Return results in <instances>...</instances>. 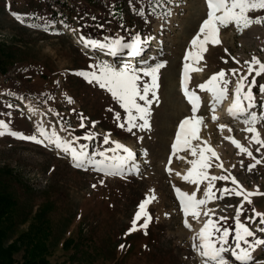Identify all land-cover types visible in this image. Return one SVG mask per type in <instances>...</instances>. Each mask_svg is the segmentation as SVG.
Segmentation results:
<instances>
[{
    "label": "rangeland",
    "instance_id": "1",
    "mask_svg": "<svg viewBox=\"0 0 264 264\" xmlns=\"http://www.w3.org/2000/svg\"><path fill=\"white\" fill-rule=\"evenodd\" d=\"M64 1H47L58 13V20L48 31H44L43 28L28 26L33 23L45 24L44 15L42 12H34L30 0H0V48L14 53V59L20 67H11L2 74L6 78L0 80V87L5 86L0 96L6 97L4 99H8L15 110L10 117L6 115L8 112L3 113V118L0 119L10 121L14 130L25 135L34 134V125L37 122H43L49 131L55 127L65 139L71 137L62 130L61 124L70 125L69 130H74L73 135L76 136H82L88 131L98 133L93 143L101 150L108 147L102 145V139L105 134L110 133L112 140L123 143L136 153L139 173L123 178L106 177L92 170L74 168L70 158L58 153L52 145L45 146L11 136L0 137V181H3V186L18 200L21 210L16 218L17 225L9 233L6 245L19 241L18 237L29 230L40 205L47 200H53L57 211L52 213L54 227L51 234L47 235L49 238L46 256L54 264H203V258L193 249V237L203 227L207 217L201 214L200 220L196 221L189 216L188 221L192 228L186 227L185 217L174 191V186L189 194L195 191L194 185L182 179L191 167L190 164L177 156H184L189 160L193 157L187 151L173 156L170 144L176 135L179 121L184 115L193 116L191 104L179 92V71L184 66L185 53L192 37L207 17L205 0H163V6L157 8L155 14L149 12L148 6L141 4L142 0H106L109 6L104 11L101 10L99 1L97 5H91L87 0H74V5L68 2V6L73 7L72 10L61 6ZM62 7L64 10H61ZM112 7L117 12L112 13ZM141 7L146 9L143 17L137 13V9ZM166 10L171 12V16L164 15ZM13 13L21 15L25 22H19ZM88 14L92 15L90 18L97 20L98 25L129 41L122 32L117 31L126 20V26L130 27L132 33L135 36L140 35L145 41L141 54L125 58L122 56L124 52L110 56L105 54V50L100 52L83 47L77 22ZM249 15L253 18H264V10L250 12ZM219 38L221 43L216 46L209 45L208 51L203 54V60L198 65H193L203 70L189 69L190 89L199 91L202 96V103L195 114L204 118L199 136L220 157V161L213 158L209 173L219 176L230 172L244 189L255 191L258 188L259 192L264 193V163L249 172L247 165L254 161L246 154H240L239 149L225 137L231 136L240 141L257 159L264 160V149L256 151L259 146L249 142L252 134L243 131L247 126L241 120L232 121L223 117L227 114V107L225 111L221 110L222 104L221 107L217 105L215 111L219 119L213 121L212 96L198 88V85L205 83L213 74L224 70L226 78L231 80L228 96H232L238 77H232L229 70L239 68L241 72H246L245 61H251L254 56L264 61V24H253L242 33L234 25H230L228 28H221ZM233 57L240 63L237 64ZM100 60H106L117 68H141L165 63L158 74V101L151 105L149 129H133L130 133L118 127L114 113H121V122L124 118V110L118 101L105 89L99 88L95 83L89 84L75 75L81 70H91L89 65ZM128 60L131 64L126 63ZM224 60L228 62L225 63ZM255 78L257 87L253 92L257 107L252 111L260 114L264 111L260 107L264 102V94L259 92V85H264V75ZM251 79L249 77V81ZM18 89L23 93L19 100L9 96V93ZM66 97H71L73 103H68ZM55 113H59V116ZM81 113L87 118L85 123L88 127L85 129L79 126L78 114ZM93 121L96 122L94 128ZM221 124L233 130L229 132L226 127L221 131L218 127ZM257 128L264 138V122L259 123ZM192 143L195 146L201 141ZM221 161L224 169L216 166ZM168 167L173 170L171 175L167 171ZM177 172L181 175H176ZM101 180L104 181L103 184L100 183ZM94 184L95 188L92 187ZM204 186L201 185L198 198L203 195ZM224 186L235 187L230 181L216 182L217 189ZM153 190L157 199L149 205L153 219L146 230L147 234L140 229L126 235L132 226L137 205ZM219 195L217 192V196ZM251 199V205L244 204L242 221L245 216L252 214V208L264 213V195H256ZM241 201L242 197L225 196L224 199L208 204L207 208L216 210L215 216L229 217L227 223L231 226V218L236 213L234 206ZM248 226L253 231L258 226L264 227L259 225L258 218L256 224ZM79 235L99 239L94 244L101 245L102 249L94 246L90 248L96 260H78L74 256V249L64 248L66 239ZM256 235L264 238V233L257 232ZM229 240L231 243V237ZM121 244L124 245L123 249L120 248ZM25 251L19 245V250L15 252L16 258L23 259ZM254 257L256 264H264V246L256 250ZM231 264L238 262L233 260Z\"/></svg>",
    "mask_w": 264,
    "mask_h": 264
},
{
    "label": "snow or ice",
    "instance_id": "2",
    "mask_svg": "<svg viewBox=\"0 0 264 264\" xmlns=\"http://www.w3.org/2000/svg\"><path fill=\"white\" fill-rule=\"evenodd\" d=\"M144 2V0H142ZM207 5V18L199 25V30L195 33L190 41V46L186 50L184 57V71L182 79V88L185 97L192 105L193 116L185 118L179 124L176 133L175 141L172 145V155L176 156L178 152L187 151L193 159H187L184 156H177L178 159L185 160L190 164V168L186 175L182 176L189 184L195 186V191L191 194L175 188L176 197L179 200L180 208L184 214V224L189 229L192 224L189 223L188 217L191 216L193 220L199 221L201 214L207 217L203 227L193 237V249L196 250L200 257L203 258V264H231L234 260L238 264H256L254 253L258 248L264 246V238L256 235L257 232L264 233V227H257L253 231L248 225L256 224L257 218L259 225H264V213L252 208L251 215L245 216L244 221L241 217L244 216V204L251 205L253 203L252 197L256 195H264L259 192L257 188L255 191H249L243 188V185L237 178L228 173L227 175H210L209 169L213 166L211 161L215 158L220 161L219 154L208 145L207 141L202 140L199 136L200 127L204 123L202 116L198 117L195 114L199 110L202 103L201 97L197 92L188 88L190 81L189 69L192 71H202L203 69L193 67L198 65L203 60V54L208 51V46H216L221 43L219 38L221 28H228L234 25L241 33L244 29L251 27L253 24H264V18H253L249 15L250 12L264 10V0H205ZM148 10L155 14L156 9L163 6V0H146ZM140 16L145 15V8L137 9ZM17 20L24 23V18L16 13H13ZM165 16H171L170 11H165ZM95 19V18H93ZM29 27L43 28L48 31L52 26L51 22L41 24H30ZM67 27V25H65ZM59 34V33H56ZM144 39L140 35L134 36L131 40L125 41L124 37H105L102 41L95 39H88L83 35L80 36V43L85 48L105 50L107 55L117 56L118 54L127 50V55L138 56L142 52V45ZM227 52V49H225ZM235 61V58H232ZM227 63V60H224ZM239 64V61H235ZM247 65L246 72H241L239 68L230 69L232 77H238L236 87L233 93V101L228 108V114L236 120H241L247 127L243 131L251 133L250 143H255L259 147L256 149L260 152L264 149V138L257 128V125L264 122V111L258 114L252 111L257 107L256 96L253 89L257 87L256 78L264 75V61L257 57H253L251 61H245ZM165 66L164 62L155 63L154 65H147L141 68L130 66L117 68L106 60H100L98 63L89 65L91 70H81L75 75L82 77L89 84L95 83L99 88L108 91L111 96L118 101L120 107L124 110L123 122H121V113L115 112L114 119L117 126L121 129H126L132 133L133 129L145 130L150 128V114L151 105L154 101H158L156 95L158 89V74L159 70ZM255 73V76H253ZM226 72L221 70L219 73L213 74L205 83L198 85L202 92H208L212 96L211 111L213 113V121L218 120L215 116L217 105L222 104L228 97V85L231 80L226 78ZM149 78L145 80L144 78ZM249 77L252 79L249 81ZM259 92L264 94V85H259ZM10 95H14L9 93ZM151 97V98H150ZM68 103H73L71 97H66ZM7 107L11 108L12 105ZM264 108V102L260 105ZM33 112L36 109H31ZM51 111V110H50ZM73 111H75L73 109ZM109 111H113L109 109ZM59 116V113H55ZM9 117L11 113H7ZM80 119V128L85 129L88 125L85 123L86 117L83 114H78ZM96 122H92V127H95ZM221 131L227 126L218 125ZM35 131L32 135H25L23 132L14 130L11 127V122H6L0 119V137L11 136L20 140H28L37 144L52 145L58 150V153H63L70 158L72 166L76 169L88 171L92 170L102 173L104 176H120L138 174L139 164L137 162V155L130 148L123 143L112 140L111 134H105L102 139V145H108L102 150L100 147H92L91 142L96 140L98 133L91 131L85 132L82 136L73 135L74 130L70 131V125L65 126L61 124L63 131L68 132L71 139H65L59 135L55 127L49 131L43 122H37L34 125ZM231 132L232 129L228 128ZM143 139L142 137L140 138ZM237 149L240 154H246L254 163L247 165V170L252 172L253 169L264 163V160L257 159L253 152L245 147L234 137H225ZM201 141L198 145H193V141ZM80 141H87L88 143H81ZM147 154L146 152L144 153ZM99 157V159H97ZM171 164V157L169 165ZM217 167L224 169L221 161ZM241 161V167H243ZM233 167H236L233 165ZM167 171L171 175L173 170L168 167ZM227 171V170H225ZM176 175L180 176L179 172ZM217 181H230L235 187L224 186L216 188ZM104 183L103 180L100 181ZM201 185L203 188V195L198 198V193L201 192ZM93 188L96 185H92ZM215 189V190H214ZM217 192L220 193L217 196ZM225 196L242 197L240 204L234 206L236 208L235 215L231 218L233 223L228 225L227 216H215L216 210L207 208V205L217 199H224ZM157 197L154 190L151 194L145 197L137 205V211L132 220V226L128 233L145 230L153 217L149 212V205H151ZM233 207V205H228ZM203 209V212H202ZM215 216V219L213 217ZM143 221V223H140ZM231 237V243L229 238ZM251 238V239H249ZM198 241V243H197ZM123 249L124 245L121 244Z\"/></svg>",
    "mask_w": 264,
    "mask_h": 264
},
{
    "label": "trees",
    "instance_id": "3",
    "mask_svg": "<svg viewBox=\"0 0 264 264\" xmlns=\"http://www.w3.org/2000/svg\"><path fill=\"white\" fill-rule=\"evenodd\" d=\"M90 1L91 5H97L98 1L101 3V10H107L108 3L106 0H87ZM59 2V1H58ZM71 5L76 4L74 0H69ZM31 7L34 8L35 12H42L44 18L47 20L46 23L56 22L57 13L50 9L46 0H30ZM141 4L146 5V0L141 1ZM140 5V4H139ZM61 6H67L69 9L73 7L68 6V1L65 0ZM62 9H64L62 7ZM146 11V9H145ZM111 12H117L115 8H111ZM148 13H146L147 15ZM126 21V20H125ZM123 22L119 27L120 31L129 35L134 36L130 27L126 26V22ZM80 26V32L86 34L90 39L100 40L105 37H116L110 30L97 24V20L90 18V15H85L78 20ZM0 75L6 73L11 67L20 69L18 61L14 59V53H9L0 48ZM22 90H17L14 92L15 97L22 95ZM8 105V102L0 100V117L3 113L12 112L13 110ZM7 114V113H6ZM91 146L94 147L93 142ZM40 209L36 212L35 219L31 222L29 230L18 237L17 242H12L6 245L9 239V233L12 231L13 227L17 225V215L21 212L18 200L8 192L6 187L3 186V181H0V264H54L46 256L48 249L47 235L51 234L54 227V217L53 212L57 211V206L53 200H47L39 207ZM99 242V239L94 236L79 235L78 237H70L65 240L64 248L74 249L76 252V259L81 261H92L96 260L95 255L90 252L92 246L97 249H102L101 245L94 244ZM22 243V244H21ZM19 245L26 250L23 255V259H17L15 252L19 250ZM84 254L85 257H82ZM75 264H80V262H75Z\"/></svg>",
    "mask_w": 264,
    "mask_h": 264
},
{
    "label": "bare ground",
    "instance_id": "4",
    "mask_svg": "<svg viewBox=\"0 0 264 264\" xmlns=\"http://www.w3.org/2000/svg\"><path fill=\"white\" fill-rule=\"evenodd\" d=\"M232 100L233 99H226L223 103H222V107H221V110H223V107L225 108V107H227V109L230 107V105L232 104V103H230V102H232ZM218 112V111H217ZM218 114V113H217ZM215 115V116H217L218 117V115ZM226 120H230L229 119V117L227 116V114H225L224 116H223ZM218 119H219V117H218ZM228 128H231V127H227V130H228ZM232 130H233V128H231ZM209 140V139H208ZM210 142V141H209ZM212 144V143H211ZM210 145V144H209ZM212 146H213V144H212ZM223 154V153H222Z\"/></svg>",
    "mask_w": 264,
    "mask_h": 264
}]
</instances>
